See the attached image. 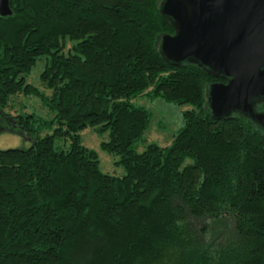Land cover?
<instances>
[{
	"label": "trees",
	"instance_id": "1",
	"mask_svg": "<svg viewBox=\"0 0 264 264\" xmlns=\"http://www.w3.org/2000/svg\"><path fill=\"white\" fill-rule=\"evenodd\" d=\"M163 2L10 0L0 131L35 139L0 149V264H264V132L215 118L207 90L223 80L162 56ZM144 95L192 107L168 146L147 143ZM31 96L51 118L27 111ZM88 128L125 175L103 172Z\"/></svg>",
	"mask_w": 264,
	"mask_h": 264
},
{
	"label": "water",
	"instance_id": "2",
	"mask_svg": "<svg viewBox=\"0 0 264 264\" xmlns=\"http://www.w3.org/2000/svg\"><path fill=\"white\" fill-rule=\"evenodd\" d=\"M162 12L175 29L160 39L162 56L223 80L208 87L211 114L241 115L264 132V0H164ZM12 15L10 0H0V17Z\"/></svg>",
	"mask_w": 264,
	"mask_h": 264
},
{
	"label": "rangeland",
	"instance_id": "3",
	"mask_svg": "<svg viewBox=\"0 0 264 264\" xmlns=\"http://www.w3.org/2000/svg\"><path fill=\"white\" fill-rule=\"evenodd\" d=\"M43 59L44 58L38 61L31 74L27 78V82L36 87H41L40 75L45 67V60ZM20 102L22 104L24 102V105L27 107V111L34 112L39 117H52L49 114V110L36 96L25 98L20 97ZM133 104L136 106H143L151 111L152 121L145 138L147 143H157L162 147L171 144L173 137L185 125L184 112L186 110L192 109V107L189 105L179 106L166 102L161 98L150 97L149 95H144L134 99ZM20 106H17V108ZM47 133L49 132H44L42 135H46ZM81 136L83 145L95 150L98 153L100 166L103 172L115 176H123L126 174L125 168L118 164L120 157L114 156L102 148V143L108 140L109 134H101L92 128H88L81 132ZM34 139L35 138H31L29 136L22 137L10 133H1L0 131V149L29 148L32 145ZM145 147L146 144L144 142L137 144V149L139 152H143Z\"/></svg>",
	"mask_w": 264,
	"mask_h": 264
},
{
	"label": "flooded vegetation",
	"instance_id": "4",
	"mask_svg": "<svg viewBox=\"0 0 264 264\" xmlns=\"http://www.w3.org/2000/svg\"><path fill=\"white\" fill-rule=\"evenodd\" d=\"M225 82V81H224ZM262 110H264V104L263 103H259L258 105H257V111H262Z\"/></svg>",
	"mask_w": 264,
	"mask_h": 264
}]
</instances>
